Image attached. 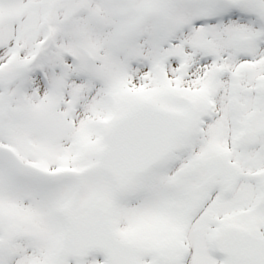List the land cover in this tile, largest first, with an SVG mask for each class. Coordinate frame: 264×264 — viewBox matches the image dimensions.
<instances>
[{
    "label": "snow or ice",
    "instance_id": "snow-or-ice-1",
    "mask_svg": "<svg viewBox=\"0 0 264 264\" xmlns=\"http://www.w3.org/2000/svg\"><path fill=\"white\" fill-rule=\"evenodd\" d=\"M0 264H264V0H0Z\"/></svg>",
    "mask_w": 264,
    "mask_h": 264
}]
</instances>
